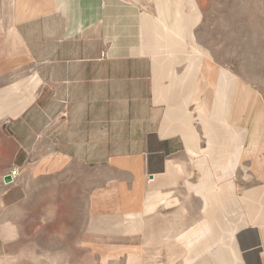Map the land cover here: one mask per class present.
<instances>
[{"label": "crops", "instance_id": "crops-1", "mask_svg": "<svg viewBox=\"0 0 264 264\" xmlns=\"http://www.w3.org/2000/svg\"><path fill=\"white\" fill-rule=\"evenodd\" d=\"M158 3L160 23L120 0H44L39 5L29 0L13 37L21 43L18 66H28L39 85L33 99L32 77L2 90L0 117L14 116L7 123L20 150L47 142L80 162L117 172L109 186L116 185L117 200L125 188H135L127 198L140 200L147 175L156 182L171 163L182 169L192 152L200 182L210 175L205 208L221 241L209 257L215 260L217 253L219 264H242L241 255L243 264H264V178L244 188L232 178L242 166L248 139L244 125L230 116L233 90L222 84L231 76L221 70L217 78L208 61L203 70L202 61L182 49L192 36L190 24L182 22L179 10L170 12L168 4ZM205 151L209 157L200 166L196 153ZM220 171L228 191L217 199L218 206H229L232 191L235 210L218 215L210 188L215 189L213 175ZM172 174L158 182L159 189L171 183ZM149 197L146 204L138 201L125 210L134 216L129 231L139 227L143 212L152 210L161 195L155 191ZM195 255L188 250L191 259Z\"/></svg>", "mask_w": 264, "mask_h": 264}, {"label": "rangeland", "instance_id": "rangeland-1", "mask_svg": "<svg viewBox=\"0 0 264 264\" xmlns=\"http://www.w3.org/2000/svg\"><path fill=\"white\" fill-rule=\"evenodd\" d=\"M43 1L31 0L38 5ZM120 1L160 23V0ZM28 4L29 0H0V92L32 77L36 80L33 99L38 78L28 66H18L21 43L13 37ZM167 4L170 12L179 10L182 22L191 26V39L182 49L202 61L203 70L208 61L217 78L221 70L231 76L222 84L233 90L230 116L244 125L248 139L242 148V166L232 178L236 187L249 186L264 178V0H162V5ZM12 117H0V264H219L217 253L215 260L209 257V251L219 249L221 242L205 208L210 175L200 182L195 154L190 152L186 169L171 163L172 181L163 186L164 191L159 184L169 171L156 182L147 175L140 200L138 195L127 198L135 188L128 192L124 186L117 200L116 185L109 187L117 172L80 162L47 142L33 150H20L8 128ZM199 122L195 118V126L204 135ZM205 154L196 153L200 166L206 165L209 156ZM13 170L17 177L6 183L4 176ZM223 176L221 171L214 174L215 189L210 188L218 215L235 210L232 191L228 192L229 206H218L217 199L228 191L221 185ZM226 186L231 188V183ZM155 191L161 198L152 210L143 212L139 227L129 231L127 225L134 216L125 210H132L138 201L146 204ZM200 228L205 232L199 233ZM203 248L208 249L201 252ZM188 250L195 252L194 258Z\"/></svg>", "mask_w": 264, "mask_h": 264}, {"label": "water", "instance_id": "water-1", "mask_svg": "<svg viewBox=\"0 0 264 264\" xmlns=\"http://www.w3.org/2000/svg\"><path fill=\"white\" fill-rule=\"evenodd\" d=\"M4 181H5L6 183H11V182L13 181V178H12L11 175L6 174V175L4 176Z\"/></svg>", "mask_w": 264, "mask_h": 264}, {"label": "built area", "instance_id": "built-area-1", "mask_svg": "<svg viewBox=\"0 0 264 264\" xmlns=\"http://www.w3.org/2000/svg\"><path fill=\"white\" fill-rule=\"evenodd\" d=\"M9 175H11L13 180H15V177H17L18 173L16 170H13V172H11Z\"/></svg>", "mask_w": 264, "mask_h": 264}]
</instances>
